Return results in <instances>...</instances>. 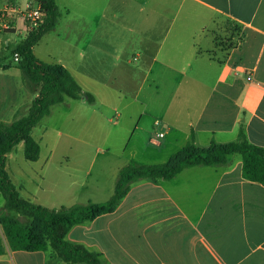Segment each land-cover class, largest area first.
Listing matches in <instances>:
<instances>
[{"label": "crops", "instance_id": "0c3cea01", "mask_svg": "<svg viewBox=\"0 0 264 264\" xmlns=\"http://www.w3.org/2000/svg\"><path fill=\"white\" fill-rule=\"evenodd\" d=\"M56 3L60 18H71L66 45L74 59L57 63L94 103L100 95L91 86L102 85L104 105L114 113L109 121L126 137L123 154L77 148L54 172L47 169L50 153L43 163L31 162L37 168L15 173L23 177L19 184L9 164L12 151L6 169L23 198L49 209L104 203L122 168L166 163L192 134L196 146L206 148L236 141L242 129L264 148V0ZM9 39L0 31V53L10 48ZM221 39L225 47L216 46ZM100 52L105 63L139 75L131 97L125 87L113 91L112 77L98 84ZM38 93L17 65L0 59V121L25 116ZM69 102L88 103L67 98L61 104ZM242 165L232 155L224 165L188 168L170 181L138 182L114 213L75 226L67 239L101 254L106 264H264V185L246 180ZM48 189L56 196L40 201ZM3 207L0 198V214ZM0 264L64 263L48 251L8 250Z\"/></svg>", "mask_w": 264, "mask_h": 264}, {"label": "trees", "instance_id": "16d2710c", "mask_svg": "<svg viewBox=\"0 0 264 264\" xmlns=\"http://www.w3.org/2000/svg\"><path fill=\"white\" fill-rule=\"evenodd\" d=\"M15 5L19 0H1ZM45 12L43 23L21 41L14 50L19 55L17 68L33 85L39 87L27 114L11 124L0 121V193L4 207L0 214V257L11 251H53L64 264H106L102 255L81 244L68 241L69 232L77 225L114 213L129 194L132 185L141 181H170L185 169L197 166H221L228 157L242 158L243 177L264 185V148L251 144L241 129L236 141L227 144L212 142L206 148L195 144L192 134L184 149L166 163L128 165L119 172L113 196L104 203L76 204L71 207L49 209L22 197L6 169L7 156L19 144H24V156L29 162L40 158L41 146L33 130L50 115L51 108L67 98L85 99L93 104L95 97L84 92L80 84L61 64L41 61L34 53L40 40L57 26L61 16L56 0H36ZM17 213L30 220L24 222L14 217Z\"/></svg>", "mask_w": 264, "mask_h": 264}, {"label": "rangeland", "instance_id": "374dc122", "mask_svg": "<svg viewBox=\"0 0 264 264\" xmlns=\"http://www.w3.org/2000/svg\"><path fill=\"white\" fill-rule=\"evenodd\" d=\"M57 1L60 6H64L65 3L71 2V0ZM15 5H10L0 0L1 13L6 16L8 13L6 12L7 8L12 6L15 7ZM12 20L13 21L8 23L7 27L0 26L1 33L9 34V41H11L10 48L2 50L0 53V59L7 61L11 65H17L18 61L15 58L14 50L22 40L23 35L21 33L24 32V29L19 19L18 22L16 19ZM70 22V17L64 16L63 18H60L56 28L47 33L40 40L38 45L34 48V53L38 59L50 64H58L57 60L59 59H67L70 62L73 60L74 62L72 51L70 50V47L66 45L69 42ZM226 45L227 42L223 39L216 43V46L219 47H225ZM119 50L121 49L119 48ZM103 59L102 52H100L97 58V63H99V65H97L95 72L96 78L99 79L98 84H102L103 81L108 82L109 78L112 77L109 83L113 84V91L115 92L116 90L125 87V90L129 92V96L131 97L140 80L139 75L137 73L131 75L130 71H126L123 65L116 67L112 63H105ZM115 77H117L116 80L114 79ZM96 78H94V82H96ZM93 84L95 86L97 83ZM91 87L92 90L96 88L100 95V99L97 103H86L84 106L82 104H70L72 102H69V104H58L52 108L51 114L45 117L33 130V136L41 145V163L46 160L48 157L47 155H50V153L53 156L51 158L52 162L47 165V169L51 172H54L55 169L58 168L63 169L61 168V164H63L61 157L75 153L77 148H83L86 153L92 155L103 153L106 149H110L111 153L116 155L123 154L124 146L122 145L124 142L122 143V141L126 137V130H120L118 126H113L109 121V118L113 117L114 113L112 110H109V106L104 105L103 96L105 91H102V85ZM34 88L39 89L37 85H34ZM114 101L115 100L112 99L110 105L114 107L118 106L120 101L116 100V103H114ZM107 110H109V113ZM44 128H46V131L43 133L42 131ZM74 140H82L85 141L86 144L84 145L80 142H74ZM77 144H81V146H78ZM11 155L14 160L9 164L14 172V180L17 184L20 182L23 183V177L21 178L15 173L19 170L31 171L37 167H34L33 163L26 161L24 157L23 143L18 145ZM58 192L65 193V189H59ZM54 196H56V193H54L53 190L48 189V191L41 194L39 198L40 201L43 202L45 199L53 198ZM0 198L1 201L4 202L1 193ZM11 215L24 222H30L29 219L20 216L17 213L12 212ZM51 255L53 257L55 256L53 251L50 250L48 251V257H51Z\"/></svg>", "mask_w": 264, "mask_h": 264}, {"label": "built area", "instance_id": "2783aa9c", "mask_svg": "<svg viewBox=\"0 0 264 264\" xmlns=\"http://www.w3.org/2000/svg\"><path fill=\"white\" fill-rule=\"evenodd\" d=\"M23 2L22 5L17 2L15 7L7 8L6 16L0 10V26L7 27L8 23L13 21L12 19H16L17 22L19 19L23 25V34L27 37L30 32L36 30L43 23L46 14L36 0H23ZM15 58L18 61L19 55L15 54ZM155 126H161V121H155ZM164 136V133L158 134L160 138Z\"/></svg>", "mask_w": 264, "mask_h": 264}]
</instances>
